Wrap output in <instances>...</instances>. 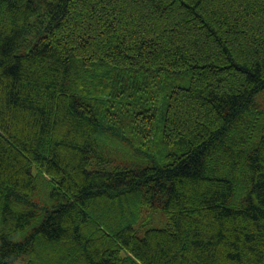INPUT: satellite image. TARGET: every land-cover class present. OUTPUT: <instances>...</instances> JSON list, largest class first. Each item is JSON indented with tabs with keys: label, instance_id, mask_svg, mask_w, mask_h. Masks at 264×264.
<instances>
[{
	"label": "trees",
	"instance_id": "1",
	"mask_svg": "<svg viewBox=\"0 0 264 264\" xmlns=\"http://www.w3.org/2000/svg\"><path fill=\"white\" fill-rule=\"evenodd\" d=\"M264 0H0V264H264Z\"/></svg>",
	"mask_w": 264,
	"mask_h": 264
},
{
	"label": "rangeland",
	"instance_id": "2",
	"mask_svg": "<svg viewBox=\"0 0 264 264\" xmlns=\"http://www.w3.org/2000/svg\"><path fill=\"white\" fill-rule=\"evenodd\" d=\"M256 101L260 103L261 107H264V91L256 96Z\"/></svg>",
	"mask_w": 264,
	"mask_h": 264
}]
</instances>
